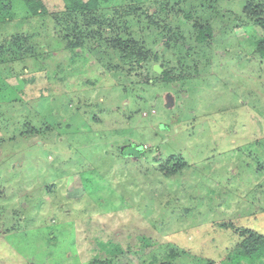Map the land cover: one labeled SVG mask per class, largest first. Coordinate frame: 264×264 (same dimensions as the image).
Returning <instances> with one entry per match:
<instances>
[{
  "label": "rangeland",
  "instance_id": "obj_1",
  "mask_svg": "<svg viewBox=\"0 0 264 264\" xmlns=\"http://www.w3.org/2000/svg\"><path fill=\"white\" fill-rule=\"evenodd\" d=\"M27 1L0 0V264H264L235 251L264 236V0Z\"/></svg>",
  "mask_w": 264,
  "mask_h": 264
},
{
  "label": "trees",
  "instance_id": "obj_2",
  "mask_svg": "<svg viewBox=\"0 0 264 264\" xmlns=\"http://www.w3.org/2000/svg\"><path fill=\"white\" fill-rule=\"evenodd\" d=\"M66 3V6L69 10H85L90 9L91 7L96 4V0H90L88 2H84L83 0H64ZM29 7L31 10L33 9V6L36 4V7L33 10L34 14L38 13V8L40 7L41 2L39 0H28L27 1ZM94 3V5H92ZM32 5V6H31ZM96 6V5H95ZM94 6V7H95ZM256 23L261 27L262 34L255 40V47L258 51V53L261 55V57L264 59V19L258 18L256 20ZM209 29L203 30L199 36V40L201 42H204L208 37L211 36V31L206 34ZM179 169L178 166L176 170ZM260 244H264V236L258 235L255 233H251L248 238L245 239L244 243H242L238 248L235 249L237 255H239V261L243 260L244 258L248 257L249 255L256 252V250L259 248ZM242 248V249H240ZM240 249V250H239ZM101 262L100 260H98ZM103 264V263H101Z\"/></svg>",
  "mask_w": 264,
  "mask_h": 264
},
{
  "label": "water",
  "instance_id": "obj_3",
  "mask_svg": "<svg viewBox=\"0 0 264 264\" xmlns=\"http://www.w3.org/2000/svg\"><path fill=\"white\" fill-rule=\"evenodd\" d=\"M157 71H161V68L157 65L155 68Z\"/></svg>",
  "mask_w": 264,
  "mask_h": 264
}]
</instances>
